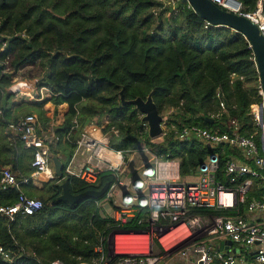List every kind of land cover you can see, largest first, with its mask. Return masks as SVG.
<instances>
[{
  "label": "trees",
  "instance_id": "16d2710c",
  "mask_svg": "<svg viewBox=\"0 0 264 264\" xmlns=\"http://www.w3.org/2000/svg\"><path fill=\"white\" fill-rule=\"evenodd\" d=\"M239 1L242 12L254 11L258 2ZM0 35V122L5 125L20 117L10 119L8 101L23 82L34 81L23 78L12 84L10 79L13 72L28 64L37 62L44 70L39 84L52 92V103L68 105L64 122L54 128L56 145L64 157L63 177L44 183L37 196L43 208L37 213L19 216L11 223L0 217V246L10 250L23 247L36 256L12 261L0 256V264H51L55 259L63 264L90 263L99 235L107 249L108 235L115 228L128 233L148 232L146 208L119 222L101 215L98 202L105 194L74 204L57 201L63 182L78 194L115 180L108 169L98 171L94 183L65 171L84 127L91 123L102 126V132L109 135L108 147L123 151L124 161L126 153L146 149L156 157L177 160L180 176L196 174L207 156L217 153V178L227 183L224 165L229 156L240 157L236 149L226 144L211 146L195 137L175 140L165 135L151 139L141 113L133 105L121 104L122 88L125 99H144L151 93L159 112L176 108V117L170 118L172 126L196 125L223 133L230 132L233 120L240 135L256 131L255 140L260 145L261 129L250 105L262 99L248 41L225 26L205 27V19L180 1L171 6L163 0H0ZM5 60L8 66H4ZM8 89L13 92L10 96ZM105 117L108 121L103 126ZM38 118L46 121L43 110L38 111ZM50 151L57 153L52 144ZM17 195L16 188L1 190L0 203L12 204ZM263 195L264 187L255 185L247 198ZM109 204L116 208L112 200ZM245 208L240 206L239 212ZM188 213L225 212L191 207ZM161 221L173 226L167 219Z\"/></svg>",
  "mask_w": 264,
  "mask_h": 264
},
{
  "label": "built area",
  "instance_id": "2783aa9c",
  "mask_svg": "<svg viewBox=\"0 0 264 264\" xmlns=\"http://www.w3.org/2000/svg\"><path fill=\"white\" fill-rule=\"evenodd\" d=\"M171 6H176L179 0H163ZM216 5L239 13L254 22L264 35V0H258L256 9L251 12H242L241 4L233 7L226 0H210ZM189 6V5H188ZM190 7V6H189ZM177 11V10H175ZM211 25L205 20V27ZM1 41V35H0ZM5 43L2 42V48ZM6 62V60H5ZM4 62V63H5ZM255 62V61H254ZM256 66V65H255ZM258 95L262 101L250 105V113L261 129L260 145L255 140L256 131L249 135H240L237 132L238 125L230 121V132H212L196 125L177 128L170 125L169 129L163 128V135L172 136L175 140H183L189 137L199 138L205 143L216 146L226 144L239 151L240 157L229 156L224 165V175L227 183L217 178L219 170L218 154H210L198 166L197 179L191 182H180L179 162L177 160L162 159L151 155L148 158V166L144 167L145 175L142 178L132 177L122 180L118 175L120 167L124 163V153L108 147V141L103 142L82 133V139L77 141V149L84 147L89 150L86 163L80 168L70 167V162L65 171L85 182L94 183L100 170H111L115 180L109 185L103 200H112L116 208L110 215L115 221H125L126 218L141 212L143 208L145 221L150 227L164 226L161 219H167L175 224V229L184 227L189 234L202 233L201 239H191L184 246L179 245L187 240L182 238L173 243L165 256H152L150 251L138 253L127 249L124 238L126 233L115 228V243L122 242L124 246L116 251L104 248V238L99 235L94 246L95 257L92 262H78L77 264H156L162 257L167 260L178 259L177 264H237L233 253L214 245L216 239L230 240L238 246L250 249L254 252V264H264V195L262 198H247L248 192L256 185L264 187V125L258 122V111L264 103L263 91L258 77ZM26 98L39 101L44 95L52 96V92L46 86L37 87L32 83L23 82L14 90ZM224 109V103L219 102ZM169 112H172L170 108ZM38 120L35 114L27 113L15 121L7 122L4 128L12 136L13 144L20 141L22 147L30 149L32 158L31 177L25 176L18 167L9 165L0 166V191L16 188L18 195L12 204L0 203V217L11 223L19 216H27L37 213L43 208V202L37 197L27 196L20 190L22 185L32 182L38 175L49 172L48 179H54L51 161L50 145L56 141L55 135L49 138L37 132ZM87 137V138H86ZM104 152V155L101 152ZM107 153V154H106ZM145 153V152H144ZM147 189L146 194L143 190ZM245 205L243 213L239 212L240 206ZM191 207H204L223 210L222 215H194L188 211ZM234 212V213H231ZM206 216V217H205ZM140 222V221H139ZM116 225V224H115ZM118 227V224L116 225ZM148 227V230H149ZM164 238V236H163ZM108 240V238H107ZM162 245L163 239H160ZM179 244V245H178ZM17 250L5 249L0 246V256L5 261L24 256L35 257V253L17 247ZM51 264H63L55 259Z\"/></svg>",
  "mask_w": 264,
  "mask_h": 264
},
{
  "label": "crops",
  "instance_id": "0c3cea01",
  "mask_svg": "<svg viewBox=\"0 0 264 264\" xmlns=\"http://www.w3.org/2000/svg\"><path fill=\"white\" fill-rule=\"evenodd\" d=\"M35 82L36 81H34V83ZM1 93L2 95L5 94L3 93V91H1ZM10 93H13V92H10V90L8 89L7 94L9 96L11 95ZM8 105L11 110L10 119L23 116L27 113L35 114L38 120L37 132L40 135H46L49 138L55 135L54 128L60 126L64 122L66 115L68 113L67 103L55 105L52 103L51 96L49 95H44V97L41 100L35 101L32 99L26 98L25 96H23L22 94L18 92H15L10 98V100L8 101ZM40 110L44 111V116L46 118V121L44 122L38 118V111ZM106 122L107 120L105 119L102 125H104V123ZM87 127H90L88 129H90L92 133H95V130L97 131L99 130V132L101 133L103 137V142L108 141V138L103 135V132L101 131V128L99 126L91 123V125L85 126V128L83 129V133H87L86 131ZM88 135L89 137H93L91 134H88ZM88 154L89 152L87 151L86 148L84 149L82 147L78 149L76 148L74 151L73 157L70 161V167L77 168V169L82 167L86 163ZM31 155H32L31 151L24 149L20 141H17L15 145L13 144L12 136L4 128V125L2 124V122H0V162L3 163L2 165H9L12 167L16 166L20 169V171L25 176L30 178L32 174V170L29 171V168H30L29 161H30ZM20 157L22 158V161H20ZM23 170L29 171L28 174L27 173L25 174ZM43 176L44 178L45 177L46 178L44 179ZM48 176H49L48 171L44 173L43 175L40 174L38 175L37 178H33L32 182L30 181L29 184L22 185L20 190L24 192L27 196L37 197L38 194L40 193V190L43 188L44 183L50 180L48 179ZM197 176H198L197 174L186 175L183 177L182 182L194 181L197 179ZM31 192L35 193V195H32ZM109 238L107 240V244H108L107 250H109L110 252L111 242L109 241ZM132 240L133 241H128L129 244L127 242V249L132 248L136 244V240L135 239H132ZM227 241L228 240L216 239L214 242V245H216L219 248H222L223 250H227L233 253L236 258L237 264H254L253 251H251L250 249L242 248L233 242L228 243ZM115 245L118 246L119 244L115 243ZM130 250H134V249H130ZM177 263H178V259L167 260L166 258L162 257L156 264H177Z\"/></svg>",
  "mask_w": 264,
  "mask_h": 264
},
{
  "label": "water",
  "instance_id": "95a60500",
  "mask_svg": "<svg viewBox=\"0 0 264 264\" xmlns=\"http://www.w3.org/2000/svg\"><path fill=\"white\" fill-rule=\"evenodd\" d=\"M179 1L183 4L189 5L196 14L210 22L212 25L231 28L235 32L240 33L244 36L253 51L256 71L258 73L264 99V35L260 32L257 25L247 17L239 13L221 8L210 0ZM226 1L233 7H238L241 4L239 0ZM119 93L122 105H133L141 113V119L147 125L148 136L151 139L161 137L163 135V116L159 112L157 105L152 98V94L149 93L144 99L141 97L125 99L123 88ZM204 119L209 121L213 120V118L211 117H205ZM258 122L261 126L264 125V103L259 107ZM263 137L264 136H262V139ZM51 161L55 178L57 177L61 179L63 177V160L59 156L54 155L51 157ZM143 164L145 167L149 165L147 159L143 160ZM61 188L62 191L57 196V201L74 204L79 203L84 199H97L101 197L107 192L109 183H105L100 189H88L78 194H73L70 191L67 182L61 183ZM227 242L231 243L230 240H228Z\"/></svg>",
  "mask_w": 264,
  "mask_h": 264
},
{
  "label": "rangeland",
  "instance_id": "374dc122",
  "mask_svg": "<svg viewBox=\"0 0 264 264\" xmlns=\"http://www.w3.org/2000/svg\"><path fill=\"white\" fill-rule=\"evenodd\" d=\"M5 63H4V66H8L7 63L6 64ZM6 71H8L7 68H6ZM43 74H44V70L36 62L32 65L28 64L25 68L19 70L18 72H13V74L11 75L10 82L12 84H15L16 82H19L21 79L27 78V79H30V81H32V82L36 81L35 82L36 86L40 87L43 85L39 84L40 83L39 78L42 77ZM11 88H10V90H12ZM169 110H170V108H166L160 112L161 115L163 116L162 127L164 129L170 128L169 126L172 123V120L170 118L172 116H173V118H175L176 117L175 114L178 112V110L176 108H172V112H169ZM105 119L108 121L107 117L103 118V121H105ZM106 123H104V125ZM89 125H91V124H89ZM91 127H93V126H91ZM99 127L101 128V131H102V126H99ZM88 128H90V127H87V129H86L87 133L91 134L93 136L94 133H92L90 131V129H88ZM98 132H99V130H98ZM87 133H86V136L88 137L89 135ZM98 134L101 137V139H99V140L103 141V137H102L101 133L99 132ZM103 135L107 138L109 137V135H106L104 133H103ZM81 139H82V135L78 141H80ZM51 144H52L53 148L55 149V151L57 152L56 154H54L53 152L50 151L51 156H54V155L60 156L61 159L63 160V158H64L63 154L60 151L59 147L56 145V141L52 140ZM83 149H84V147H83ZM87 151L89 152L88 149H87ZM144 152L146 154L143 152L126 153V155H125L126 160L124 161V163L120 167V170L118 171V175L120 176V178L122 180H126V179L132 178V177L142 178L145 175L143 160H146L148 157H150V155L146 151H144ZM147 155H148V157H147ZM147 161H148V159H147ZM183 177L184 176H179L178 181H180V182L183 181ZM146 192H147V189H144L143 193L146 194ZM31 193H32V195H35V193H33V192H31ZM98 206L100 207L101 215L110 216L112 214L113 208L110 206L109 201H107V200L99 201ZM206 216H208V215H206ZM60 225H61V227L64 228V222L61 221ZM158 227H159V225L157 227H153V229L151 231H150V227H149V230L147 233L146 232L145 233H135V232L126 233L128 235H126V237L124 239L126 241H133L132 239H135L136 244L130 249H134L138 253H145L147 251H150L152 256L161 257V256H165L166 252L169 251V249L173 243H176L178 240H180L182 238L188 237V238H186L187 240H184L180 245L178 244L179 247L184 246L191 239H195V238L201 239L202 238V233L189 234V231H187L184 227H182L180 229H175L176 228L175 224H173V226H171V227L164 225V226H162L161 229H159ZM116 232L117 231L115 229H113L110 232V234L108 235V238L110 237L109 241L111 242V248L110 249L113 252L118 250V249H121V246H124V244H122V242H120L118 246L115 245V243H114L115 241H114L113 237H114V234ZM163 236H164V238H163ZM161 238L163 239V243L165 244V246L162 245V243L160 242ZM128 244H129V242H128Z\"/></svg>",
  "mask_w": 264,
  "mask_h": 264
},
{
  "label": "bare ground",
  "instance_id": "6f19581e",
  "mask_svg": "<svg viewBox=\"0 0 264 264\" xmlns=\"http://www.w3.org/2000/svg\"><path fill=\"white\" fill-rule=\"evenodd\" d=\"M95 128V127H94ZM99 132L97 131V130H95V133H94V135H93V138H95L96 140H99V139H101V137H100V135L98 134ZM100 141V140H99ZM101 154H103L104 155V152L102 151L101 152ZM107 154V153H106ZM46 173V172H45ZM44 173H42L41 175H43ZM48 175V174H47ZM49 177V176H48ZM43 178H44V176H43ZM46 178V177H45ZM44 178V179H45ZM132 233V232H131ZM131 235V234H130Z\"/></svg>",
  "mask_w": 264,
  "mask_h": 264
},
{
  "label": "clouds",
  "instance_id": "9594fccd",
  "mask_svg": "<svg viewBox=\"0 0 264 264\" xmlns=\"http://www.w3.org/2000/svg\"><path fill=\"white\" fill-rule=\"evenodd\" d=\"M145 167V166H144Z\"/></svg>",
  "mask_w": 264,
  "mask_h": 264
}]
</instances>
